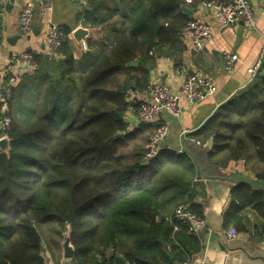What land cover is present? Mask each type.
<instances>
[{
	"label": "trees",
	"instance_id": "trees-1",
	"mask_svg": "<svg viewBox=\"0 0 264 264\" xmlns=\"http://www.w3.org/2000/svg\"><path fill=\"white\" fill-rule=\"evenodd\" d=\"M86 1L84 23L102 27L101 37L76 57L63 27L62 46L33 53L35 76L13 91L9 152L0 148V264H46L44 243L60 246L65 232L73 264L184 263L199 240L174 210L182 203L199 213V180L222 177L220 167L251 153L264 179V73L190 134L211 140L210 149L194 153L186 142L187 152L146 162L153 125L128 130L127 114L141 103L131 95L150 84L155 54L178 51L193 18L181 10L185 0ZM233 195L227 226L248 232L240 213L251 207L264 218V191L243 183Z\"/></svg>",
	"mask_w": 264,
	"mask_h": 264
},
{
	"label": "crops",
	"instance_id": "crops-1",
	"mask_svg": "<svg viewBox=\"0 0 264 264\" xmlns=\"http://www.w3.org/2000/svg\"><path fill=\"white\" fill-rule=\"evenodd\" d=\"M29 1L12 0L4 4L0 0V87H5L11 76L16 80L14 88L24 79V66L16 63V57L22 52H47L45 46V32L49 21L67 27L72 32L79 26L93 31L88 38L99 39L102 27H90L82 23L86 16L84 10L91 11L78 0H51L54 11L50 17L42 16L39 10L35 14L32 29L28 33L19 31V17L21 8ZM191 10L190 17L207 22L213 29V36L204 42V47L197 49L189 40L181 37L182 43L178 51L172 55L155 54L154 65L149 69V82L168 84L173 90L180 92L188 73L206 75L215 84V91L204 99L191 102L181 97V116L175 117L165 112L161 120L169 125V131L162 141L163 155L169 152H187V143L194 147L210 149L212 141L201 144L192 141L190 134L197 131L215 110L224 102L244 89L250 81L248 68L253 65L262 52L264 45V0H250L258 12L256 28L249 29L239 21L230 26H221L214 17L213 9L202 5L204 0H185ZM222 2L226 0H212ZM113 4V3H111ZM119 26V25H118ZM78 43L71 39L75 46V56L80 57L88 50L87 39ZM236 53L237 62L231 72L225 69L223 54ZM137 65L139 61L137 60ZM135 65V66H137ZM146 65V64H145ZM131 66V65H130ZM134 99H144L143 92H133ZM128 130L140 127L143 123L137 111L130 110L127 114ZM159 121H150L153 125L150 136ZM187 142V143H186ZM166 152V153H165ZM222 177H203L199 180L203 184V194L194 200L199 215L206 219V225L194 229L189 223L188 232L199 240V248L188 261L177 264H264V235L260 233L264 218L254 208L246 207L240 215L243 216L248 232L239 231L236 238L227 235L231 228L227 226V215L238 201L233 191L241 184H249L254 189L264 191V179L258 177L263 172V164L253 153L242 156L239 160H230L220 167ZM234 225V224H233ZM234 228V227H232ZM259 229V230H258ZM259 231V232H258ZM43 255L46 264H73L72 259L64 257L63 242L59 245L44 243Z\"/></svg>",
	"mask_w": 264,
	"mask_h": 264
},
{
	"label": "built area",
	"instance_id": "built-area-1",
	"mask_svg": "<svg viewBox=\"0 0 264 264\" xmlns=\"http://www.w3.org/2000/svg\"><path fill=\"white\" fill-rule=\"evenodd\" d=\"M4 4L11 3L12 0H1ZM83 6L87 5L86 0H78ZM202 5L213 9L214 17L221 26H230L242 21L247 28H256L258 21V12L254 8L250 0H226L216 2L212 0H204ZM39 10L42 16L50 17L54 11V5L51 0H39L36 3L27 2L20 11L19 31L23 34L28 33L32 29L35 14ZM85 22V18L82 23ZM80 27V26H79ZM72 38V32L70 34ZM213 36V29L207 22L192 19L182 29V37L193 43L194 47L201 49L204 47V42ZM66 35L63 26L53 23L51 20L45 32V46L48 52L57 51L64 42ZM225 69L231 72L237 62L238 55L236 53L225 52L223 54ZM16 63L24 66L23 74L35 76L39 66L32 52H22L16 59ZM264 63V45L262 52L256 62L248 68L250 81H252L262 69ZM16 80L11 76L10 82L5 87H0V139L6 138L10 123H11V101L13 97L14 85ZM215 91V84L206 75L200 73H188L182 84L180 92L173 90L168 84L157 82L150 83L144 89V99L141 100L139 109V118L142 122L159 121L157 127L151 134L147 145L144 160L150 161L156 157L163 149L162 141L169 131V125L162 122L161 117L165 112L172 114L175 117H180L181 97L187 98L194 102L204 99L207 95ZM192 141H196L190 137ZM174 216L184 222L189 223L194 229H199L206 225V219L192 211L187 205L179 204L174 210ZM178 226L175 230H178ZM67 235V232H65ZM227 235L231 238H236L239 232L235 228H230Z\"/></svg>",
	"mask_w": 264,
	"mask_h": 264
},
{
	"label": "water",
	"instance_id": "water-1",
	"mask_svg": "<svg viewBox=\"0 0 264 264\" xmlns=\"http://www.w3.org/2000/svg\"><path fill=\"white\" fill-rule=\"evenodd\" d=\"M181 10L187 16H191L192 14V10L187 5L183 4L181 6ZM92 35H93V31L83 26L76 28L72 32V37L78 43H81L84 39L91 37ZM137 63H138L137 60H134V61H131L129 65L135 66L137 65ZM0 115H1V111H0ZM0 148L4 152H7V153L9 152L10 140L8 139V137L0 139ZM260 187L264 188V183ZM63 248H64V257L67 259H73L75 255V249L70 239V232L67 233L63 241Z\"/></svg>",
	"mask_w": 264,
	"mask_h": 264
},
{
	"label": "rangeland",
	"instance_id": "rangeland-1",
	"mask_svg": "<svg viewBox=\"0 0 264 264\" xmlns=\"http://www.w3.org/2000/svg\"><path fill=\"white\" fill-rule=\"evenodd\" d=\"M146 145H147V142H146ZM145 145V146H146ZM126 151H128L129 149L128 148H125ZM65 235V234H64ZM65 237L63 238L62 242L64 241Z\"/></svg>",
	"mask_w": 264,
	"mask_h": 264
}]
</instances>
